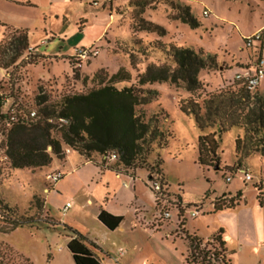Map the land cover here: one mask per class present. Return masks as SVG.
Instances as JSON below:
<instances>
[{
	"label": "rangeland",
	"instance_id": "rangeland-1",
	"mask_svg": "<svg viewBox=\"0 0 264 264\" xmlns=\"http://www.w3.org/2000/svg\"><path fill=\"white\" fill-rule=\"evenodd\" d=\"M31 1L35 7L21 5L12 10L0 5V42L5 40L7 28L24 27L30 47L37 48L41 55L37 64L0 70L5 96L14 97L4 112L16 102V109L39 113L43 96L50 104L64 96L85 94L124 69L131 80L117 86L152 92L139 110L146 120L158 118L163 131L171 132L168 145L155 148L149 158L150 163L158 155L163 159L168 194L165 191L164 200L157 206L147 170L123 168L131 177L135 175L133 182L125 180L129 194L134 196L133 206L116 208L124 217V230L109 232L96 217L100 194L92 191L84 171L77 175L73 172L84 160L72 151L70 159H55L49 168L13 169L6 152V128L0 120V192L23 218L36 222L33 228L27 226L0 236V245L11 249V254L4 251L1 255L5 264H26L20 256L31 264H74L66 233L45 225L52 217L101 245L109 253L100 254L102 264H185L188 236L197 234L207 242L220 231L228 260L234 264H264V155L239 158L235 141L244 132L234 128L216 137L219 149L212 167L201 165L198 137L203 134L193 118L180 111L184 101H201L232 88L235 76L243 71L240 66L253 64L259 50H264V38L254 40L252 47L244 41L252 39L257 34L252 33L264 25V0ZM171 2L188 6L200 26L183 22ZM206 10L208 16L204 15ZM139 18L162 27L165 33L143 31ZM109 20V32L97 40ZM150 45L190 48L204 56H215L216 68L200 72L204 87L194 95L182 82L140 85L149 67L153 73L163 67L169 72L175 69L168 56ZM92 47L98 49L96 57H74L76 52ZM257 92L264 97V78ZM53 134L60 136L57 131ZM54 173L64 176L57 184L47 180ZM245 173L251 175V181L246 180ZM46 189L54 193L47 194ZM177 196L185 212L181 215ZM65 202L73 206L68 212L61 209ZM217 203L221 210H215ZM165 212L170 218L164 217ZM120 248L124 255L118 253Z\"/></svg>",
	"mask_w": 264,
	"mask_h": 264
},
{
	"label": "trees",
	"instance_id": "trees-1",
	"mask_svg": "<svg viewBox=\"0 0 264 264\" xmlns=\"http://www.w3.org/2000/svg\"><path fill=\"white\" fill-rule=\"evenodd\" d=\"M171 7L178 11L183 22L200 26L188 6L171 2ZM138 23L143 31L160 35L165 33V29L144 18H139ZM7 30L8 34L0 44V70L26 68L37 64L41 55L37 48L34 49L36 52L30 51L27 30L11 27ZM244 41L247 47H252L248 40ZM151 47L168 56L175 69L169 72L168 67H163L153 73L152 67H149L146 76L140 78V85L166 81L173 84L182 82L188 92L194 95L204 87L199 79L200 72L216 68L215 56H204L201 52L177 46ZM258 57L259 53L252 65L240 66L243 71L235 76L232 88L205 96L201 101L190 99L180 104V111L192 117L196 127L203 134L198 137V162L201 165L212 167L213 158L219 149L216 137L234 128L244 132L243 137L239 136L235 141L239 158H247L255 153L264 155V97L258 94L259 87L253 90L246 80L237 79V76L251 71V66L256 70ZM251 73L254 74L253 70ZM130 80V74L120 69L88 93L64 96L60 102L50 104L43 96L40 98V105L43 107L39 113L36 112L35 118L30 117L31 112L13 107L16 102L4 112V107L7 103L14 102V97L5 96V88H2L5 83L0 82V120L6 128V152L12 168H48L54 159L64 160L66 150L70 149L89 161L101 158L104 165L114 163L116 167L133 171L146 169L148 181L152 184L151 190L159 206L160 201L164 200L165 191L167 192L166 177L162 169L164 161L160 155L153 163L149 162V158L155 153V148L163 149L168 145L171 132L168 134L163 131L158 118L146 120L144 113L139 110L140 106L147 103V95L152 92L134 86H117ZM54 131L60 134L59 138L54 136ZM112 153L117 155L116 161L104 160V157ZM1 170L0 167V174ZM156 182L161 185L160 193L153 188ZM176 199L181 215L185 213L181 207L182 200L179 196ZM221 209L218 203L215 204V210ZM98 221L112 232L120 228L124 217L101 209ZM45 225L54 229L62 228L66 233L69 239L67 248L74 264H102L100 254L103 250L87 236L53 218ZM27 226L33 228L36 222L23 218L18 208L10 206L0 192V236ZM222 233L220 231L207 242L197 234L188 236L189 248L185 264H231ZM4 251L10 252L11 249L0 245V264H5L4 257H1ZM19 259L31 264L21 256Z\"/></svg>",
	"mask_w": 264,
	"mask_h": 264
},
{
	"label": "crops",
	"instance_id": "crops-1",
	"mask_svg": "<svg viewBox=\"0 0 264 264\" xmlns=\"http://www.w3.org/2000/svg\"><path fill=\"white\" fill-rule=\"evenodd\" d=\"M0 5H3L4 7H9L12 10L15 7H18L21 5L24 7H27V6L28 7H35L36 6L35 2L31 1V0H0ZM110 25H111V22L109 20V22L103 27V29H102L97 40H101L103 38V36L109 32V30H110L109 26ZM0 27H2L1 22H0ZM18 30H27V32H28V29L27 28L25 29L24 27L22 29L20 28ZM260 31L264 32V25L262 27H260L259 29H257L255 32H253L252 35H254ZM4 35L5 34L3 32V38H4ZM3 38H2V40H3ZM31 48H34V47H31ZM34 49H36V48H34ZM72 151L73 150H70V149H68V151L66 150L65 159L60 160V161L63 162V161H66V159H70L69 155H71ZM73 152H75V151H73ZM75 153H77V152H75ZM77 154L80 156V158H82L84 160V162L81 166L73 169L74 174L77 175L79 173H82V171H84L85 172L84 174L88 175L89 184H91V186L93 187L92 191L98 192L100 194L97 201H96L97 205L99 207V211L96 214L97 219H98V216H99L101 209H104V210L108 211L109 213H111L115 216H121L122 214L116 212V208H121V209L122 208H126V209L128 208L129 209L131 206H133L132 200H133L134 196L132 193L129 194L128 184L126 183V181L129 183L133 182L135 175L133 176L134 178L131 177L130 173L126 172L122 167H116L114 163L104 165L102 163L101 158H96L94 160L89 161L86 158H84L83 156H81L79 153H77ZM54 160H53V162H54ZM53 162H52V164H53ZM63 178H64V176L62 175L61 180ZM88 188L90 189V186H88ZM45 191L47 192V194H51V195L54 193L53 190L49 191L48 189H46ZM131 194H132V196H131ZM88 202L91 203L92 201L89 200ZM67 203H69V202L64 203V205L61 208L62 210H63L65 204H67ZM72 207L73 206L71 205L70 209ZM49 215H50V213H49ZM123 223L120 226V228H118L117 230H122V231L124 230ZM104 229H106V228L104 227ZM117 230H115V231H117ZM107 231H109V230H107ZM109 232H111V231H109ZM112 232H114V231H112ZM89 240L96 243L103 250V252L109 256V253L107 251H105L101 247V245H99L97 242H95L94 240H92L90 238H89ZM120 252H123V255H124V250H122L121 248L119 249L118 253H120ZM230 261L232 264H234V262L232 260H230Z\"/></svg>",
	"mask_w": 264,
	"mask_h": 264
},
{
	"label": "built area",
	"instance_id": "built-area-1",
	"mask_svg": "<svg viewBox=\"0 0 264 264\" xmlns=\"http://www.w3.org/2000/svg\"><path fill=\"white\" fill-rule=\"evenodd\" d=\"M205 16L209 15V12L206 10L204 12ZM262 32H258L252 39L248 40V44L252 45L254 40L261 41L264 38ZM30 51H34V48H30ZM98 55V49L95 47H92L90 49H83L81 51L76 52V55L74 56L76 59H92ZM256 71L254 74L251 73V71H246L243 75L237 76V79H244L248 82V85L250 86L251 89H256L259 87L261 80L264 78V50L261 49L259 51V57L256 62ZM31 118L36 117V112L32 111L30 114ZM68 151V150H67ZM104 160L108 162H114L117 160V155L115 153L110 154L109 156L104 157ZM246 180L251 181L252 177L250 174L246 173L245 174ZM62 178V175L60 173H55L47 176V180L53 184H57ZM230 180V179H228ZM153 188L156 192L160 193L161 192V185L159 182L154 183ZM71 207V203L65 204L63 211L67 212ZM197 213H194L193 216L195 217ZM165 218H170V213L165 212L164 213Z\"/></svg>",
	"mask_w": 264,
	"mask_h": 264
}]
</instances>
